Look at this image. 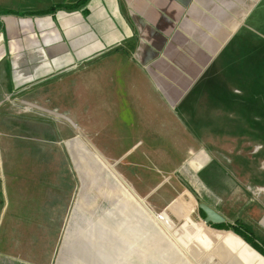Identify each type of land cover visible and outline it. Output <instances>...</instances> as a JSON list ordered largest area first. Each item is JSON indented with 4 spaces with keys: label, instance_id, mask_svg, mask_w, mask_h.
<instances>
[{
    "label": "rangeland",
    "instance_id": "rangeland-1",
    "mask_svg": "<svg viewBox=\"0 0 264 264\" xmlns=\"http://www.w3.org/2000/svg\"><path fill=\"white\" fill-rule=\"evenodd\" d=\"M260 8L264 16V6ZM259 34L264 35V28H256L253 35ZM262 43L253 44L256 52L243 54L223 79L215 78L210 101L200 106L202 113L207 108L212 112L203 113L195 126L205 131L230 129L234 134L243 130L251 144L260 146L256 155L235 154L232 166L217 160V154L202 151L187 132L193 134L190 124L183 127L173 116L177 108L172 113L145 78L130 92L132 97L127 95L128 85L120 86L110 75L100 82L61 77L32 92L30 99L38 104L28 106L27 115L35 116L36 111L40 118L67 122L74 128L68 140L58 138L56 148H42V159L54 162L45 170L47 176L63 198L56 203L59 215L43 218L57 227L43 225L37 260L50 264H264V256L230 227L242 219L253 223L255 211H264L263 191L259 192L264 188L259 173L264 179V170L258 168V160L264 164ZM223 107L225 111L217 114ZM243 135L234 139L241 141ZM200 157L187 172V166ZM203 168L218 172L215 189L200 182ZM70 183L72 189L61 186ZM203 201L226 218L224 227L203 222L198 211Z\"/></svg>",
    "mask_w": 264,
    "mask_h": 264
},
{
    "label": "crops",
    "instance_id": "crops-1",
    "mask_svg": "<svg viewBox=\"0 0 264 264\" xmlns=\"http://www.w3.org/2000/svg\"><path fill=\"white\" fill-rule=\"evenodd\" d=\"M59 4L76 5L54 8ZM261 5L264 0H0V264H50L37 260V254L43 225H57L43 218L59 215L56 203L63 197L47 176L54 162L42 159V148H56L58 138L68 140L74 128L25 112L37 103L30 99L32 92L61 77L100 82L114 76L120 86L128 85L129 97L145 78L172 113L177 108L173 116L183 127L190 124L193 134L187 132L203 152L230 166L238 154L256 155L260 146L251 144L243 130L234 134L195 126L203 113L212 112L201 108L210 101L215 78L223 79L243 54H254L253 44L264 45V35H253L264 28ZM242 135L243 140L234 139ZM200 161L194 159L186 171ZM258 168L264 170L260 160ZM213 169L203 168L199 178L215 189ZM61 186L73 188L72 183ZM260 201L264 207V193ZM255 212L253 223H241L264 244V211Z\"/></svg>",
    "mask_w": 264,
    "mask_h": 264
},
{
    "label": "trees",
    "instance_id": "trees-1",
    "mask_svg": "<svg viewBox=\"0 0 264 264\" xmlns=\"http://www.w3.org/2000/svg\"><path fill=\"white\" fill-rule=\"evenodd\" d=\"M75 5L76 4H71V5L59 4V5L55 6L54 8L64 7L67 9H71ZM198 211H199L201 217L204 218L205 214L203 213V211H201L200 209H198ZM208 225H210L211 227L220 228V227H224L226 225V223H220V224L208 223ZM230 227L232 228V230L235 234L239 235L246 243L251 245V247L253 249H255L258 253H260L261 255L264 256V244L259 243L256 240L254 234L249 230V228L245 224L238 221V222H235L234 224L230 225Z\"/></svg>",
    "mask_w": 264,
    "mask_h": 264
},
{
    "label": "water",
    "instance_id": "water-1",
    "mask_svg": "<svg viewBox=\"0 0 264 264\" xmlns=\"http://www.w3.org/2000/svg\"><path fill=\"white\" fill-rule=\"evenodd\" d=\"M198 208L205 214L203 219V222L205 224H220L226 222L225 217L222 216L219 212H217L214 208L209 206L207 203L199 202Z\"/></svg>",
    "mask_w": 264,
    "mask_h": 264
},
{
    "label": "built area",
    "instance_id": "built-area-1",
    "mask_svg": "<svg viewBox=\"0 0 264 264\" xmlns=\"http://www.w3.org/2000/svg\"><path fill=\"white\" fill-rule=\"evenodd\" d=\"M260 191H263V193H264V188H260V189H259V192H260Z\"/></svg>",
    "mask_w": 264,
    "mask_h": 264
}]
</instances>
